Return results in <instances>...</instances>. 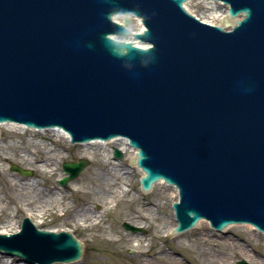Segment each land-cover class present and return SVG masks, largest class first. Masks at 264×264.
<instances>
[{"label": "water", "instance_id": "1", "mask_svg": "<svg viewBox=\"0 0 264 264\" xmlns=\"http://www.w3.org/2000/svg\"><path fill=\"white\" fill-rule=\"evenodd\" d=\"M186 1L0 0V124L61 128L75 144L128 139L142 189L163 180L178 191L176 235L201 219L223 235L232 224L264 233V0H220L237 21L217 0L186 4L203 23ZM113 7L139 12L136 40L151 47L108 50L103 37L121 30L106 19ZM87 165L64 163L58 184ZM0 251L38 264L81 256L70 234L27 218L0 235Z\"/></svg>", "mask_w": 264, "mask_h": 264}, {"label": "bare ground", "instance_id": "2", "mask_svg": "<svg viewBox=\"0 0 264 264\" xmlns=\"http://www.w3.org/2000/svg\"><path fill=\"white\" fill-rule=\"evenodd\" d=\"M2 128L8 132H14L20 135H24L27 131L36 132L48 136V139L53 141L47 146L43 140L39 141L36 137H31L25 141L24 148L18 146V148H20L18 149L17 146L14 147V144H6L5 146L0 145V161L5 155L3 149L8 148L11 151L23 153L21 156L23 160L28 162L34 161V169H36L41 176L52 175L58 165L52 162V159L49 157L46 159L42 158L40 154L50 157L58 156L60 154L58 152L60 147H57L53 142L81 145L86 152L91 151L89 154L99 157L97 164L98 170L101 171V173L100 175L92 177V179L101 176V180L103 181H98L101 187L107 184L115 185L120 183L126 188H122L120 192L109 190L108 186H106L105 189L99 188L98 192L75 189L71 191L69 195V193L66 192L48 191L45 184L39 183L34 178L21 180L15 178L12 174L3 175V169L0 167V177L3 179L2 187L4 186L0 192V226H3L0 229V235L9 237L21 233L20 221H14L13 217L7 213L9 205L13 204L15 212L18 210L27 211L28 214L26 218L29 219L37 230L55 234H70L80 245V259L64 264H104L99 261L101 259L98 256H95L91 262H85L83 258H81L85 249L84 240L76 233L80 232L85 235V238H91L93 236L92 232L94 231L106 233V237L103 236V239L110 245H113L116 255L125 261L135 264H183L182 261L174 257H169V255L164 253L161 249L156 253L152 238L147 241L146 238L136 236V234L131 235L129 233H124L118 228L116 223H114V215H118V217L124 215L131 225L123 223V228L132 233L142 234V229L134 226L146 228L148 230L156 229L154 224L155 222H159V215H162L163 219L159 222L161 224L159 229H166L165 232L173 236L176 235L173 232L174 226L178 225L172 205L170 216H168L163 212L165 205L159 204V200H150L144 197L151 194L157 186H162L164 190L161 192L160 199L163 201L164 197L171 198L173 203H178L179 197L177 189L167 186L166 183L162 181L154 183L148 191L141 189L140 177L145 174L136 164L137 152L128 146L129 141L127 139L116 137L108 141L92 140L86 144H75L71 142L68 133L61 128L54 127L36 130L28 129L23 124L17 123L0 124V129ZM38 147L41 148L42 152L37 150ZM30 148L34 152H31L29 150ZM114 150L120 151L122 155L129 153L131 162L140 170V177L138 180L140 187V192L138 193L139 197L135 194H131V181L128 180L129 178L127 177L128 170L127 168L121 167L123 164L119 160L122 157L120 159L115 158ZM58 158L60 159V156ZM11 165L18 167L13 163H11ZM20 169L28 174L26 176L32 177L30 170ZM83 181L84 184L89 182L90 177H85ZM167 187L171 189V195L166 191L168 190L166 189ZM68 201H72V203ZM58 210L61 211L58 220L56 222H49L46 217L47 212H52L54 214ZM108 216L111 218V223L107 221ZM125 224L130 228H126ZM205 227L211 228V225L207 220L201 219L195 226L185 231L188 235L191 234L190 236L194 239L193 244L197 246L202 257L199 262L192 259L188 260L186 257H183L185 261H191V264H232L231 258L235 254H239L247 262L264 264V249H262L259 244L255 245L249 240L247 241L255 245V247H252L246 240H244L243 244H240L234 242L236 240L232 237L242 239L241 237L233 233H231L232 235L227 234L231 230L243 231L244 236L249 239L253 236L256 238L260 236L264 237V233L258 232L251 225H230L223 229L227 231V235L222 237L221 242H216L211 239L214 235H210V231ZM212 230L214 234L221 235V233L216 232L215 229ZM253 231H255V233H253ZM18 241L28 247L33 245L26 236H22ZM47 243L48 241L41 243L39 245L40 248L47 246ZM133 244L135 245V255L128 257L126 250L132 247ZM51 246H53V244ZM248 246H250V249H247ZM146 257H151L153 262L147 260ZM28 258L29 257H24L23 259H19L16 256H6L0 252V264H30L31 262Z\"/></svg>", "mask_w": 264, "mask_h": 264}, {"label": "rangeland", "instance_id": "3", "mask_svg": "<svg viewBox=\"0 0 264 264\" xmlns=\"http://www.w3.org/2000/svg\"><path fill=\"white\" fill-rule=\"evenodd\" d=\"M0 134H1L0 135V145L5 146L6 144H14L15 145L14 147L17 146V148L18 146L24 148L25 141H27L31 137H36V139L39 141L43 140L47 146H49L52 143L51 141H53V140H49L48 136H44L39 133L31 132V131H27L24 135H20L14 132L13 133L8 132L2 128L0 129ZM53 143L56 144L57 147L58 146L60 147L58 151L60 154L58 156L50 157L48 155L40 154L42 158L46 159L49 157L52 159V162L58 165L56 167L57 169L53 171L52 175H42L41 176L40 173L37 172L36 169H34L35 168L34 161L28 162L26 160H23L21 158L23 153H20L18 151L17 152L11 151L8 148L3 149L5 155L0 161V167H2L3 169L2 174L3 175L12 174L15 178H18L21 180H25L27 178H34L39 183L45 184L48 191L66 192V193H69V195H70V192L75 189H82L86 191L98 192L99 188L105 189V187L108 186L109 190L120 192L121 189L125 187V186H122L120 183L119 184L117 183L115 185L107 184L106 186L101 187L98 184V181H103L101 180V176L96 177V179L94 178L92 179V177L100 175L101 171L98 170V164H97V161H99V157L97 155L89 154L91 151L86 152L84 148L81 147V145H72V144L64 143V142H61V143L53 142ZM29 150L31 152H34L33 150H31V148ZM37 150L42 152L40 147H38ZM112 155H113V150H112ZM59 156H60V159L58 158ZM81 159L88 161L89 165L83 170V172L76 179L70 181L64 187L59 186L58 181L64 176V173L62 172V169H61L62 165L65 162H77L78 160H81ZM119 161H121L123 164L121 167L127 168L128 170L127 177L129 178L128 180L131 181V188H132L131 194H135L137 197H139L138 193L140 192V187H139L138 180L140 177V170L136 167L135 164L131 162L129 158V153L123 154L122 158ZM11 163L17 165L18 167L24 170H30L32 173V177H28L26 175H21L17 172L11 171V167H10ZM85 177H88V178L90 177L91 182L89 181L90 183L86 182L84 184L83 179H85ZM2 182H3V179L0 177V192L2 188H4V186L2 187V184H3ZM122 182H125V181H122ZM162 188H163L162 186H157L151 194L147 196H144V195L143 196L146 199L157 200V201L159 200L158 201L159 204L165 205V209L163 210V212L166 213L168 216H170L171 205L173 201L171 200V198H166V197H164L163 201L160 199L161 192L164 190ZM166 189H168L166 191L171 195L172 194L171 189H169V187H167ZM68 202L72 203V201H68ZM7 213L8 215L13 217L14 221L16 220L20 221V225H21L22 220L26 218L28 214L26 210H18L17 212H15L13 204L9 205ZM60 215H61V211L58 210L54 214L52 212H47L46 217L49 222H56L58 220V217H60ZM114 217H115L114 223H116V225L122 232L129 233L131 235L136 234V236H141V237L146 238L147 241H149L152 238L154 246H155L154 250L156 253L159 252V250L161 249L164 253L168 254L169 257H174L182 261L183 264H191L190 263L191 261L187 262L188 260H191V259L196 260L198 262L202 259L197 246L193 244L194 239L190 236L191 234L188 235L187 232H185L183 234L173 236L169 234L168 232H165L166 229H162V230L159 229V227H161V224L159 222L160 220L163 219L162 215H159V222H155L154 224L156 229L148 230L146 228L134 226V227L142 229L143 231L142 234L132 233L130 231H126L123 228V223L130 224L129 220L125 218L124 215H121L120 217H118V215H114ZM107 221L111 223L110 216H108ZM2 227L3 226H0V229ZM205 228L210 231L209 232L210 235H214L211 237V239L216 242L217 241L221 242L222 237L226 236L227 234L233 233L234 235H237L242 238V239H237V237H232L236 240L234 242L243 244L244 240L246 241L249 240V241H252V243H254L255 245L259 244V246L262 247V249H264V237L262 236H260L259 238H256L255 236H253L248 239L244 236L243 231H237V230H231L229 233L225 235H222V234L218 235V234H214L213 230L210 227H205ZM253 233H255V231H253ZM76 234L84 240L85 249L83 252V256L81 258H83L85 262H91V260H93L95 256H98L101 259L99 261H101V263H104V264H135L133 262L125 261L116 255L115 247L113 245H110L109 243L106 242V240L103 239L104 237H106V233L94 231L92 232L93 236L91 238H85V235H83V233H80V232H77ZM249 241L247 242L252 247H255V245H253ZM247 249H250V246H248ZM126 254L128 257H132L135 255V245L134 244L132 245V247L126 250ZM183 257L184 258L186 257L188 260L185 261ZM233 257L231 258L232 264H235L236 262H239V261H244L245 264H254L253 262L245 261L239 254H235ZM146 259L153 262L151 257H146ZM54 264H64V263H54Z\"/></svg>", "mask_w": 264, "mask_h": 264}, {"label": "clouds", "instance_id": "4", "mask_svg": "<svg viewBox=\"0 0 264 264\" xmlns=\"http://www.w3.org/2000/svg\"><path fill=\"white\" fill-rule=\"evenodd\" d=\"M106 19L111 23L118 24L121 29L118 32L109 33L103 37L105 46L108 50L120 59L126 54L124 46L131 44L133 40H136L137 37H139V33L136 31V24L141 17L139 12L135 9L113 7L106 14ZM91 46L92 45L90 44L89 47ZM148 47H150V45ZM153 59L154 57L151 56V61H143L144 66L147 67Z\"/></svg>", "mask_w": 264, "mask_h": 264}]
</instances>
